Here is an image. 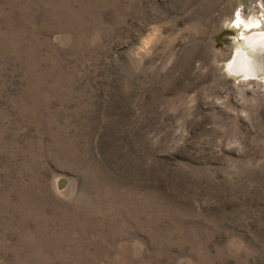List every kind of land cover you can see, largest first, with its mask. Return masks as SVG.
I'll return each instance as SVG.
<instances>
[{"label": "rangeland", "instance_id": "obj_1", "mask_svg": "<svg viewBox=\"0 0 264 264\" xmlns=\"http://www.w3.org/2000/svg\"><path fill=\"white\" fill-rule=\"evenodd\" d=\"M254 20L0 0V264H264V81L227 69Z\"/></svg>", "mask_w": 264, "mask_h": 264}, {"label": "bare ground", "instance_id": "obj_2", "mask_svg": "<svg viewBox=\"0 0 264 264\" xmlns=\"http://www.w3.org/2000/svg\"><path fill=\"white\" fill-rule=\"evenodd\" d=\"M241 22L237 17L236 24ZM258 21H251L245 28L253 30L252 34L240 35L236 38L235 54L227 69L231 74L240 76L243 80L264 81V30ZM258 30V31H256Z\"/></svg>", "mask_w": 264, "mask_h": 264}, {"label": "water", "instance_id": "obj_3", "mask_svg": "<svg viewBox=\"0 0 264 264\" xmlns=\"http://www.w3.org/2000/svg\"><path fill=\"white\" fill-rule=\"evenodd\" d=\"M239 78H240V76H238ZM259 81H261L262 82V80H259ZM263 83V82H262ZM264 84V83H263ZM67 183H68V181H67V179L65 178V177H61V178H59L58 179V181H57V188L59 189V190H62V189H64L66 186H67Z\"/></svg>", "mask_w": 264, "mask_h": 264}]
</instances>
